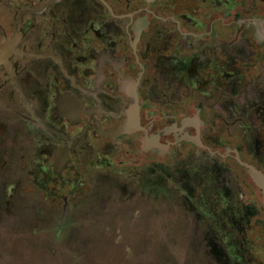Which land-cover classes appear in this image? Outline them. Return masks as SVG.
<instances>
[{
    "label": "flooded vegetation",
    "instance_id": "1",
    "mask_svg": "<svg viewBox=\"0 0 264 264\" xmlns=\"http://www.w3.org/2000/svg\"><path fill=\"white\" fill-rule=\"evenodd\" d=\"M8 43L0 158L49 208L37 221L61 201L138 215L95 196L147 175L168 192L172 170L191 168L190 194L175 183L173 202L192 210L198 195L200 264H264V0H0ZM85 214H61L76 226L65 238L89 235ZM74 249V264H93L89 247Z\"/></svg>",
    "mask_w": 264,
    "mask_h": 264
},
{
    "label": "rangeland",
    "instance_id": "2",
    "mask_svg": "<svg viewBox=\"0 0 264 264\" xmlns=\"http://www.w3.org/2000/svg\"><path fill=\"white\" fill-rule=\"evenodd\" d=\"M6 162L10 167L11 159L5 154L0 158V264H74L77 260L73 253L76 246H80L79 250L84 248V253L85 248L89 247L93 264H200L202 261L200 218L196 215H200V206L196 199L198 195L187 201L192 210L184 204L177 206L173 202L176 193L174 191L181 194L175 183L184 190L183 193L190 194L192 175L189 169L191 168L181 167L179 170H172L169 179L171 178L174 183L169 182L168 192L167 189H160L163 179H159L156 175H147V182L143 176H134L131 178L133 185L119 192L116 190L114 193L117 194H106L105 191L95 196L100 202L107 200L110 210L114 205L112 204L114 197L116 202L126 204L133 211H139L138 215L128 214L115 220L117 213L107 215L101 211L104 208L94 203L91 205L87 203L88 208L85 205L76 209L77 203L75 205L71 203L69 206L68 202L61 201L54 219L49 223H40L36 217L40 214L46 215L49 208L32 201L36 196L30 195V186H22L23 174L20 172V165H17L13 172L9 169L4 171L3 166ZM150 180L158 181L150 188ZM154 187L156 188L153 190ZM24 191L25 194L27 192V198L20 202ZM14 195L17 202L11 201ZM123 207L127 209L126 206ZM86 209L88 214L84 213ZM114 210L119 213L124 211L119 208ZM78 212L86 215L79 221L85 226L84 230H87L89 235H81L77 239L71 235L68 240L64 235L67 232L68 235L72 234L69 230L75 231L76 226L68 223L73 220H66L63 225L71 228L61 227L59 218L62 215L70 216ZM30 214L31 217H26ZM106 215L108 221L114 220L112 226L106 229L116 235L118 232L121 234L122 239L117 243L104 237L107 233L104 232L107 224L105 225L106 221L101 220H107ZM58 235L65 240L60 239ZM211 242L210 239L208 244L213 249ZM126 246L129 247L130 256L120 254L121 247L125 249ZM209 247H205V253L210 259ZM126 256H129V260L124 259ZM82 261L80 262L85 263L86 259Z\"/></svg>",
    "mask_w": 264,
    "mask_h": 264
},
{
    "label": "water",
    "instance_id": "3",
    "mask_svg": "<svg viewBox=\"0 0 264 264\" xmlns=\"http://www.w3.org/2000/svg\"><path fill=\"white\" fill-rule=\"evenodd\" d=\"M11 49H13L11 43H8L7 45H4V46H1V47H0V51H1L2 53H5V52H6V53H9Z\"/></svg>",
    "mask_w": 264,
    "mask_h": 264
}]
</instances>
